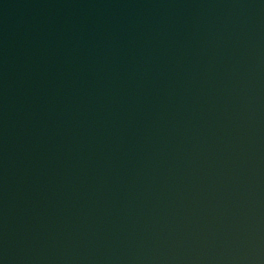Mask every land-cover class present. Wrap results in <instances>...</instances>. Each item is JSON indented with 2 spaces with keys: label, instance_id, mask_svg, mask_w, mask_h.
Instances as JSON below:
<instances>
[{
  "label": "water",
  "instance_id": "water-1",
  "mask_svg": "<svg viewBox=\"0 0 264 264\" xmlns=\"http://www.w3.org/2000/svg\"><path fill=\"white\" fill-rule=\"evenodd\" d=\"M0 264H264V0H0Z\"/></svg>",
  "mask_w": 264,
  "mask_h": 264
}]
</instances>
